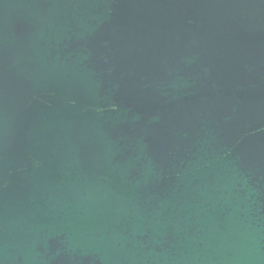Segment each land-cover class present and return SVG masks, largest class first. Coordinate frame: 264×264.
<instances>
[{"label": "water", "instance_id": "water-1", "mask_svg": "<svg viewBox=\"0 0 264 264\" xmlns=\"http://www.w3.org/2000/svg\"><path fill=\"white\" fill-rule=\"evenodd\" d=\"M0 264H264V0H0Z\"/></svg>", "mask_w": 264, "mask_h": 264}]
</instances>
